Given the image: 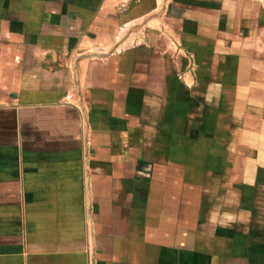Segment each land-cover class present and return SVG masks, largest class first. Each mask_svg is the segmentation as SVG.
Returning <instances> with one entry per match:
<instances>
[{"label": "crops", "instance_id": "1", "mask_svg": "<svg viewBox=\"0 0 264 264\" xmlns=\"http://www.w3.org/2000/svg\"><path fill=\"white\" fill-rule=\"evenodd\" d=\"M0 264H264V0H0Z\"/></svg>", "mask_w": 264, "mask_h": 264}, {"label": "water", "instance_id": "2", "mask_svg": "<svg viewBox=\"0 0 264 264\" xmlns=\"http://www.w3.org/2000/svg\"><path fill=\"white\" fill-rule=\"evenodd\" d=\"M100 57L101 55H81L80 57Z\"/></svg>", "mask_w": 264, "mask_h": 264}]
</instances>
